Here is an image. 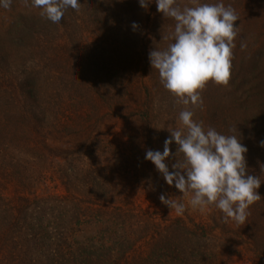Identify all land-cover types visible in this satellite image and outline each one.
<instances>
[{"label":"trees","instance_id":"16d2710c","mask_svg":"<svg viewBox=\"0 0 264 264\" xmlns=\"http://www.w3.org/2000/svg\"><path fill=\"white\" fill-rule=\"evenodd\" d=\"M78 2L83 4L80 10L69 7L60 23L49 20L43 69L34 65L21 73L22 82L6 74L2 78L6 83L0 85V264H15L17 256L26 253L23 248L32 243L30 239L36 243L35 226L40 239L55 247L50 255L55 263L51 264H72L65 255L54 252L59 246L75 243L78 230L74 226L80 216L87 224L95 213L97 217L105 215V205L111 204L110 188L117 192L131 183L158 205L161 195L180 196L145 154L147 150L163 152L168 131L180 126L179 113L185 108L193 110V119L202 121L205 128L213 127L225 135L237 128L248 150L247 174L260 176L262 184L257 192L262 200L250 206L243 225L224 222L223 214L214 206L209 215L211 225L196 222L185 215V210V218H177L165 234L160 233L159 241L167 251L175 250L177 259H184L186 244L220 228L229 255H240L231 249L230 243L235 241L244 246L252 264H264V0H199L231 5L239 17L234 25L239 30L229 83L224 86L210 81L200 93L203 105L198 108L178 102L162 86L157 70L151 68L150 50H163L172 42L163 37L175 23L157 12L155 0L146 9L140 7L139 0ZM191 3L177 0L181 7ZM134 23L138 26L135 30ZM59 41L61 52L65 51L63 60L58 58ZM241 42L246 45L243 49ZM105 123L126 139L121 147L110 149L108 171L104 173V167L98 166L90 183L80 177L79 169L84 165L80 164L73 175V160H69L64 164L61 183L66 195H53L54 189L46 180L48 169L40 165L37 146L45 149L53 136L89 135ZM16 149L22 151L21 159ZM170 150L176 152L174 142ZM166 163L171 171L175 160L170 156ZM154 183L159 186L148 185ZM85 188L96 190L87 203L99 202L100 207L96 212L80 214L78 197L85 196ZM112 214L117 224L125 225L132 218L130 212L119 209ZM218 214L220 227L213 218ZM125 236L121 237L123 245L128 239Z\"/></svg>","mask_w":264,"mask_h":264},{"label":"clouds","instance_id":"9594fccd","mask_svg":"<svg viewBox=\"0 0 264 264\" xmlns=\"http://www.w3.org/2000/svg\"><path fill=\"white\" fill-rule=\"evenodd\" d=\"M152 0H139L147 8ZM12 0H0V7L10 8ZM157 12L175 21L174 29L164 40L172 41L163 50L152 49L149 62L157 70L162 86L178 102L193 108L202 107L201 91L211 81L226 86L231 76L234 40L239 20L231 5L223 2L199 3L183 7L177 0H155ZM78 0H24V6L40 10V15L53 23H60L70 7L80 10ZM138 26L134 23L132 28ZM246 45L241 42V49ZM194 111L185 108L179 113L178 128H173L164 141L163 152L147 150L145 159L151 161L169 186L181 194L178 197L161 195V204L183 215L186 206L201 212L214 206L224 222L245 224L251 205L262 198L259 175L247 174V148L241 143L237 128L233 134H221L213 127L205 128L202 121L193 119ZM238 133V135L236 134ZM176 145L171 153L170 145ZM264 146V142L262 145ZM180 156L178 159L177 156ZM175 160L171 171L166 163ZM264 168V167H262ZM187 198V205L183 202Z\"/></svg>","mask_w":264,"mask_h":264},{"label":"rangeland","instance_id":"374dc122","mask_svg":"<svg viewBox=\"0 0 264 264\" xmlns=\"http://www.w3.org/2000/svg\"><path fill=\"white\" fill-rule=\"evenodd\" d=\"M49 22L40 15L39 9L25 7L24 0H12L8 9L0 7V85L6 83L2 82L5 74L9 78L13 77L22 82L21 73L29 71L34 65H38L39 70L43 69ZM61 49L62 43L59 41L58 58L63 60L65 51L61 52ZM125 141L126 139L120 133L110 129V123H105L99 130L89 135L53 136L49 138L45 149L40 150L37 146L39 156L42 157L40 165L48 169L46 180L54 189L53 195H66L61 186V183H64L62 173L66 162L73 160L71 164L73 175H76L79 165L83 164V169H79L80 177H85L84 179L91 183L94 177L93 171L98 166L104 167L102 169L104 173L108 171L109 165L106 162H110V149L121 147ZM15 154H18L21 159V150L16 149ZM27 159L36 163L28 157ZM82 161L84 163H81ZM66 173H69L68 169ZM149 179H151L150 176ZM148 185L150 187L159 186L157 183ZM87 186L89 184L85 185ZM110 189L111 204L105 205V215L100 214V217H97L95 213V218L87 219V224H85L86 220L83 215L80 216L74 226L78 230L75 243L71 246H59V251L54 253L65 255V259H69L73 262L72 264H252L249 256L245 254L244 246L235 241L230 243L231 249L240 255H229V251L224 249L226 245L221 238L224 235L220 228L215 229L206 237L198 235L193 238V242L185 245L186 258L177 259L175 250L169 252L163 248L165 246L159 241V234H165L166 228L177 218H185L184 215L177 216L174 210L165 208L161 202H158L160 203L158 205L141 195L139 189L131 183H126V188L121 191L113 192V189ZM156 192L159 193L157 190ZM95 193V189L91 192V189L87 191L85 188L83 194L85 196L78 197L81 198L80 214L89 210L96 212L99 209V202L92 203L93 205L87 203V199H93ZM183 202L187 205V198ZM115 209L123 210V213L130 212L129 217L132 218L127 219L125 225L117 224L112 214ZM186 210L188 211L185 215L194 218L196 222L203 221L210 225L213 224L209 218V215L212 216L210 211L201 212L190 205L186 206ZM213 218L216 225L222 226L220 214L213 215ZM34 231L36 243L30 239L32 243L23 248L27 251L17 256L14 260L15 264L55 263L50 257L55 247L46 243L47 240L44 242L42 238L40 239L37 226L34 227ZM125 233L128 239H124L126 245H123L121 237ZM52 241L54 242L53 239Z\"/></svg>","mask_w":264,"mask_h":264}]
</instances>
